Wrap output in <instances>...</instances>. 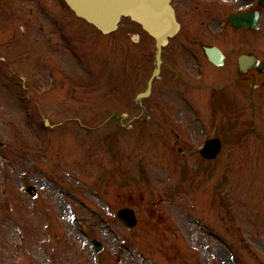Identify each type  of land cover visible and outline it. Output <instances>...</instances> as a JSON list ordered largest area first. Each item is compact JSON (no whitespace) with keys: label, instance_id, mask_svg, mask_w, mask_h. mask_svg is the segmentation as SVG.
Wrapping results in <instances>:
<instances>
[{"label":"rangeland","instance_id":"374dc122","mask_svg":"<svg viewBox=\"0 0 264 264\" xmlns=\"http://www.w3.org/2000/svg\"><path fill=\"white\" fill-rule=\"evenodd\" d=\"M142 35L128 19L103 35L62 0H0V141L20 163L22 153L35 156L46 173L0 170V264H264V93L252 114L242 88L224 87L240 105L229 121L209 97L220 71L197 85L166 73L151 119L121 126L147 65L154 70ZM20 85L37 98L30 128ZM229 133L241 143L226 141L204 160L203 142ZM33 183L36 201L25 195ZM124 207L136 211L135 228L117 219ZM94 238L104 246L99 255Z\"/></svg>","mask_w":264,"mask_h":264},{"label":"flooded vegetation","instance_id":"af4514ba","mask_svg":"<svg viewBox=\"0 0 264 264\" xmlns=\"http://www.w3.org/2000/svg\"><path fill=\"white\" fill-rule=\"evenodd\" d=\"M172 4L180 24V31L163 49L160 79L166 73L175 74L176 80L179 81L180 78L186 80V78L199 76L207 77V74L211 77L212 74H219L218 71H220L222 79L215 77L208 83L211 87L213 86L209 90V97L210 101L213 100L211 104L216 106L217 117L220 115L225 120L231 118L236 120V114L231 110L232 106L229 108L227 104L223 103V101H228L227 97L230 95V92L224 91V87L230 84L234 86V89L242 88L243 92L248 94L250 98L248 106L255 110L256 103L253 101V96L256 93H264V73L253 63L247 66L246 70H242L239 61L243 55H247L252 58V61L258 58L264 62V46L261 44L264 42V37L261 38L260 35V31L264 28V6L261 5V0H173ZM248 14L251 16V26L237 27L234 25V17ZM61 35L63 38L67 36L64 32ZM142 37L145 41L144 48H155V41L146 32L143 31ZM175 45L179 47V50ZM213 51L219 54L220 65L211 60L210 55ZM180 52L183 53L182 56ZM170 56H175L176 59L172 61ZM190 62H194V69L192 66L189 67ZM148 67L149 65H147V72L145 71L143 76L145 90H147L149 82ZM21 80L27 82V78L21 77ZM156 86L157 82H155L151 94L141 101L139 108H136L130 96L131 100L128 104L130 112L123 115V122L121 121L120 124H138L151 119L150 114H152L155 104L150 101L157 89ZM30 88L26 85L16 87V90H19L17 103L23 112V115L21 113L22 123L27 128L34 125V115L37 110L35 101L37 98ZM233 106L235 109L240 107L235 103ZM209 108L212 107L209 106ZM138 110L141 113H137ZM49 140L47 134L39 136L40 148L43 152L48 149ZM9 148L8 143L0 141V170H4L6 166L17 171L18 165L24 167L29 173L32 171L45 173V169L36 163L35 156L22 153V161L28 164L26 166L23 165V162L20 163L19 159L12 157V150L9 153L4 151ZM33 185L36 186L34 183ZM37 192L38 196L33 201H36L40 196V192Z\"/></svg>","mask_w":264,"mask_h":264},{"label":"water","instance_id":"95a60500","mask_svg":"<svg viewBox=\"0 0 264 264\" xmlns=\"http://www.w3.org/2000/svg\"><path fill=\"white\" fill-rule=\"evenodd\" d=\"M76 16L94 25L103 34H110L118 29L122 17H129L140 24L153 36L157 43L156 61L161 64L162 47L168 44L169 38L176 35L179 25L175 18L171 0H65ZM264 6V3H262ZM251 16H238L234 18L237 26H251ZM211 60L221 64L219 58L211 55ZM264 69V64H257ZM264 71V70H263ZM221 150V142L218 139L206 143L202 155L207 159L215 158ZM28 194L35 196L33 188L27 189ZM119 219L129 227L137 224L135 212L131 209H123L118 213ZM97 251L102 250V245L96 242Z\"/></svg>","mask_w":264,"mask_h":264},{"label":"bare ground","instance_id":"6f19581e","mask_svg":"<svg viewBox=\"0 0 264 264\" xmlns=\"http://www.w3.org/2000/svg\"><path fill=\"white\" fill-rule=\"evenodd\" d=\"M221 257H222V258L224 257L223 254L221 255Z\"/></svg>","mask_w":264,"mask_h":264},{"label":"trees","instance_id":"16d2710c","mask_svg":"<svg viewBox=\"0 0 264 264\" xmlns=\"http://www.w3.org/2000/svg\"><path fill=\"white\" fill-rule=\"evenodd\" d=\"M236 142H238V141H236Z\"/></svg>","mask_w":264,"mask_h":264}]
</instances>
